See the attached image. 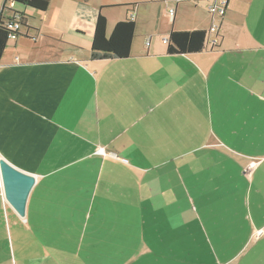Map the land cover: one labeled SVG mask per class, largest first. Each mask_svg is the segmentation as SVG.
Segmentation results:
<instances>
[{
	"label": "crops",
	"instance_id": "obj_1",
	"mask_svg": "<svg viewBox=\"0 0 264 264\" xmlns=\"http://www.w3.org/2000/svg\"><path fill=\"white\" fill-rule=\"evenodd\" d=\"M96 1L52 32L24 11L0 60V158L36 178L24 218L0 190V264H264V0L181 56L211 0ZM126 5L130 57L90 60Z\"/></svg>",
	"mask_w": 264,
	"mask_h": 264
},
{
	"label": "trees",
	"instance_id": "obj_2",
	"mask_svg": "<svg viewBox=\"0 0 264 264\" xmlns=\"http://www.w3.org/2000/svg\"><path fill=\"white\" fill-rule=\"evenodd\" d=\"M8 0H4L0 11V60L7 48L10 32L4 27V14L7 11ZM51 0H15L25 9H32L41 13L49 10ZM131 12L136 5H126ZM134 12V11H133ZM21 20L24 27L26 16L22 13L14 12ZM136 14V13H135ZM136 18V17H135ZM135 18H130L118 22L112 29L110 35L107 33V19L99 13L95 22L90 51V60H126L130 57L132 44L135 38ZM10 20H13L10 19ZM20 35V34H19ZM18 35V36H19ZM207 31H171L167 37V54L169 56L195 55L201 53L206 44Z\"/></svg>",
	"mask_w": 264,
	"mask_h": 264
},
{
	"label": "rangeland",
	"instance_id": "obj_3",
	"mask_svg": "<svg viewBox=\"0 0 264 264\" xmlns=\"http://www.w3.org/2000/svg\"><path fill=\"white\" fill-rule=\"evenodd\" d=\"M3 3L4 0H0V11L3 7ZM97 4L98 3L96 1L89 5L87 3V0H51L49 10L46 14H38L34 10L25 9L18 4L15 5L13 11L17 13L25 14V12H27L31 14L30 17L33 18L34 20H37V22L43 21L44 24L43 30H46V32H52V30H54L56 26L61 24L60 23L61 21L65 23L72 16H77L83 19H90V20L91 18L93 19L96 15V12L99 10ZM122 11H124V8L122 9ZM111 13H117V12L113 10V12ZM9 15H10L9 13H6V16ZM73 39L77 42L79 41L76 40L75 38Z\"/></svg>",
	"mask_w": 264,
	"mask_h": 264
},
{
	"label": "water",
	"instance_id": "obj_4",
	"mask_svg": "<svg viewBox=\"0 0 264 264\" xmlns=\"http://www.w3.org/2000/svg\"><path fill=\"white\" fill-rule=\"evenodd\" d=\"M0 181L6 201L24 218L29 195L36 184L35 176L0 158Z\"/></svg>",
	"mask_w": 264,
	"mask_h": 264
},
{
	"label": "built area",
	"instance_id": "obj_5",
	"mask_svg": "<svg viewBox=\"0 0 264 264\" xmlns=\"http://www.w3.org/2000/svg\"><path fill=\"white\" fill-rule=\"evenodd\" d=\"M15 0H8V6H7V11L6 13H10L11 17L5 16L6 13L4 14L5 21L4 22V27L8 29L10 32L9 38L11 40L17 39L18 35L21 33L23 29L22 22L20 18L14 13L13 8L15 7L14 4ZM230 0H211V3L208 7V12L209 14L214 18H217L219 20L218 23H213L209 30L207 31L206 35V43L210 45V47L217 48L219 45V35L221 32V21L225 18L227 11H228V6H229ZM174 10L170 9L169 14L174 15ZM136 17L135 12H131V19L133 20ZM13 20H10L12 19ZM146 45H149L147 42ZM0 190L3 192L2 185L0 184Z\"/></svg>",
	"mask_w": 264,
	"mask_h": 264
}]
</instances>
